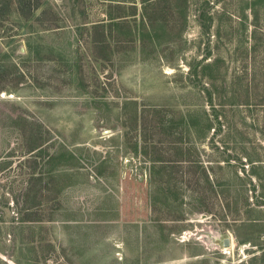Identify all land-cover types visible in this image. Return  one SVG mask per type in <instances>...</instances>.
Here are the masks:
<instances>
[{"label": "rangeland", "instance_id": "rangeland-1", "mask_svg": "<svg viewBox=\"0 0 264 264\" xmlns=\"http://www.w3.org/2000/svg\"><path fill=\"white\" fill-rule=\"evenodd\" d=\"M0 3V264H264V0Z\"/></svg>", "mask_w": 264, "mask_h": 264}, {"label": "trees", "instance_id": "trees-1", "mask_svg": "<svg viewBox=\"0 0 264 264\" xmlns=\"http://www.w3.org/2000/svg\"><path fill=\"white\" fill-rule=\"evenodd\" d=\"M152 1H154V0H151V1H149V0H143V2H148V3H152ZM9 2L7 0V5L5 4V6H7V8H8V6L10 7L13 3H15L16 6H17L16 10L21 15H23L25 18L32 17L36 13V10L39 8L38 5L32 6L31 5V0H9ZM2 6H3V3H0V9H2L1 8ZM149 7H150V4L144 6V8H143V14L144 15L142 17H144V16L147 17V15L149 13V12L147 13V11H148V8ZM125 15L126 14H124V13L121 15V13H120L117 17L122 18ZM117 17L115 16L114 18H117ZM90 32H93V34H92L93 38H91V42L93 43V45L96 48L101 49L103 46L109 47V44L107 43V38L108 37L106 36L105 26H104L103 22H99V23L93 24V27L91 28ZM98 34L100 35V37H98ZM206 92L209 93V94L207 96H205L204 98H207L208 104L211 105L212 112L209 113V115H211V117H210V116H208L206 114L205 111H203V113H204V120H205L206 123L208 122V126H210V127H211V123L209 124V121H211V120H212V122L213 121L215 122V120L217 121L218 129L219 130H217V129L214 130L215 131L214 136H215L221 130V126H222L221 120H222V118H221V116L219 114V110L212 103V100L214 98L213 92H210L207 89H206ZM212 146H213V148H215L217 150H221V148L219 146H217L215 143L212 144ZM221 152L228 153L229 154V152H227L226 149H224V150L222 149ZM238 159H240V158H238ZM253 190H256L255 184L253 186ZM252 204L250 203V205H252ZM233 219L236 220V218H233ZM243 241L245 242V241H249V240H248V238H246L245 240H241L240 242H243ZM251 241H253V240H251Z\"/></svg>", "mask_w": 264, "mask_h": 264}, {"label": "water", "instance_id": "water-1", "mask_svg": "<svg viewBox=\"0 0 264 264\" xmlns=\"http://www.w3.org/2000/svg\"><path fill=\"white\" fill-rule=\"evenodd\" d=\"M231 246V239L230 238H226L224 240V247H230Z\"/></svg>", "mask_w": 264, "mask_h": 264}]
</instances>
